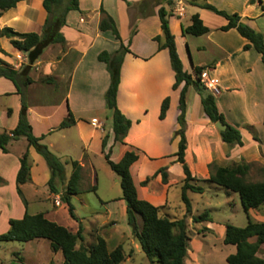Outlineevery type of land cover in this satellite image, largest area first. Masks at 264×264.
<instances>
[{"label": "crops", "instance_id": "crops-1", "mask_svg": "<svg viewBox=\"0 0 264 264\" xmlns=\"http://www.w3.org/2000/svg\"><path fill=\"white\" fill-rule=\"evenodd\" d=\"M140 1L142 0H78V9L67 13L66 22L61 28L65 45L52 43L46 46L30 65L28 75L32 81L26 87V114L32 134L41 137V143L63 162H67L64 167L66 180L71 173L70 161L80 164V192L71 196V202L77 198L84 204L85 201L80 196L82 192L91 191L92 187L96 191L101 186L104 194H107L110 189L108 179L112 180L109 171L112 170L104 154L109 153V159L118 162L126 151L133 150L138 158L130 165L129 171L137 196L153 205L166 206L167 214L174 217L172 210L181 208V205L173 204L170 196L175 190L177 196V187H181L184 177L182 166L176 161L175 155L179 141V136L175 134L179 127V93L183 83L173 88L175 75L168 49L158 48V42L154 40L155 36L162 33L158 9L162 6L168 13L169 28L174 35L183 69L191 73L194 66H207V76L218 88L217 92L210 90L215 96L217 107L226 122L239 129L243 142L242 145L228 146L221 139L219 130L204 113L201 99L200 102L190 101L189 92L193 87L188 86L185 95V160L192 176L196 177L195 167L198 166L199 174L207 179L208 164L212 161L220 166L244 161L255 164L259 172L264 174V65L260 53L253 47L243 50L247 40L235 28L219 29L227 22L223 16L184 0H150L142 5V9L149 13L139 17L134 5ZM208 1L219 9L237 12L243 22L262 32L264 36V0L261 3L258 0L252 3L249 0ZM101 8L113 17L120 39L115 38L110 30L99 29ZM194 13L209 28L208 32L202 35L182 32V28L190 24V17ZM46 16L43 0H21L14 7L0 11V28L8 26L17 32L41 33ZM133 18L134 33L131 32ZM7 43L10 47L5 45ZM120 43L128 45L130 50L125 53L120 66L116 95L118 109L131 121L123 142L114 141L110 111L106 108L104 99L110 75L106 64L97 58L103 50L115 51ZM18 56L22 57L21 61ZM0 59L15 69L26 65L28 61L27 54L13 47L10 39L5 36L0 37ZM45 76L55 77L58 87L51 82L41 81ZM58 88L62 91L60 95L56 92ZM166 96L169 97V106L161 119L160 106ZM20 109V95L14 83L1 76L0 134L10 132L16 126ZM69 111L74 123L60 128V123L68 116ZM247 126L252 127L256 138ZM105 133L108 137L103 149L102 138ZM25 150L29 154L30 180L20 187L27 202V210L30 202L45 203L50 198L57 203V207L44 206L43 211L33 213L43 212L47 218L49 214L56 218L58 209L67 208L60 200L63 185L59 186L57 193L47 191L49 167L43 156L28 145L25 137L11 140L5 148H0V188L11 185L16 192V174ZM160 167H166V182L162 181L160 174H156L146 185L141 184L142 180L153 175ZM101 177H107L103 184ZM113 182L120 186V179ZM40 187H44V191H40ZM121 194L120 187L113 198L106 196L100 199L102 211L99 215L102 217L97 218V215L95 217L91 213V220L88 221L99 222V227L94 228L97 229L94 236L103 237L108 247L113 243L100 233L99 229L103 226L114 236L113 247L119 243L123 245L121 240L125 239L132 240L136 250V240L131 233L124 235L115 229L117 221L114 219V203L121 209L125 208L126 212ZM2 196L3 192H0V208ZM19 201L22 208L17 218L25 210L20 197ZM4 202L5 211L1 212L0 209V233L9 228V218H15L8 201ZM74 213L76 215L75 211ZM184 213L183 208L182 216ZM193 213L192 207L191 214ZM250 213L252 219L264 221V208H250L248 214ZM76 216L78 221L72 218V221L69 220L64 225L73 232L78 229L79 222L86 218ZM200 223L191 226L198 230L195 229V235L191 236L189 244L193 238L214 232L217 226L212 219ZM201 225L204 233L200 231ZM225 230L226 221H221L219 239L222 241ZM82 233L84 235V231ZM117 240L121 242L117 243ZM84 242L87 243L85 238ZM226 245H229V251L224 254L223 263L220 264H226V257L236 250L235 245ZM257 255L264 259V243L260 245ZM183 264L209 263L200 261L197 253L188 249Z\"/></svg>", "mask_w": 264, "mask_h": 264}, {"label": "trees", "instance_id": "trees-1", "mask_svg": "<svg viewBox=\"0 0 264 264\" xmlns=\"http://www.w3.org/2000/svg\"><path fill=\"white\" fill-rule=\"evenodd\" d=\"M21 0H0V11L14 7ZM150 0H142L135 4L139 17L147 15V11L142 9V5ZM170 1V0H169ZM189 4L208 9L218 15L223 16L227 22L219 27L220 30L235 28L239 34L247 40L243 45V50L253 47L261 55L264 65V36L262 32L253 29L241 20L237 12H228L217 8L208 0H184ZM256 0H249L250 3ZM261 3V0H258ZM131 6L130 2H127ZM43 7L47 16L43 23L41 33L36 32H17L11 27L0 28V37L5 36L10 39L13 47L27 54V64L15 69L0 59V77L10 79L20 95L21 109L16 126L10 132L0 134V148L13 139L25 137L28 145L43 156L49 170L50 177L47 181L49 191L57 193L59 186L63 185L60 200L66 204L69 216L78 221L74 213V206L71 196L80 192L79 180L81 166L77 161H70L71 173L66 180L65 164L59 157L52 153L48 147L41 143V137H36L31 132V126L27 120L26 87L32 81L28 75L30 65L40 56L43 49L52 44L60 43L65 45V37L61 31L66 22V15L70 10L78 9V0H43ZM264 9V8H263ZM101 17L99 20L100 30H110L115 38L120 39L116 23L103 8L100 9ZM160 19L161 35L154 37L158 42V48H167L171 67L174 71L175 82L173 88L183 83L179 93L177 123L179 127L175 134L179 136L178 148L175 153L176 161L182 166L184 177L181 184V201L184 205V215L182 217L169 216L164 205H153L152 203L140 199L131 177L129 167L137 160L138 154L131 150L126 151L118 162L109 159V153H105V159L112 171L120 179L121 198L126 204V220L131 228L132 237L139 243L141 250L149 259L151 264H183L189 249L191 239L187 218L191 217L195 223L210 221L211 218L207 211L193 215L190 199L187 191L202 193L203 187L196 183V177L192 176L189 166L185 160V150L187 147L186 139V120L185 95L188 86H192L200 95L204 113L212 123L221 121L226 124L223 131H219L221 139L228 145H242L241 133L238 128L226 122L224 115L219 111L214 94L205 87L201 81V72L207 66H194L191 73L183 69L181 59L176 50L174 35L170 31L168 23V13L164 7L158 9ZM135 18L132 20V30L135 31ZM209 31L203 24L197 13L190 17V24L182 28L183 33L192 35H202ZM128 45L120 43L119 47L113 51H101L97 58L106 64L110 75V83L104 94L105 106L110 111V124L114 135V141L123 142V139L131 125V121L125 117L118 109L116 95L119 84L120 66L126 52H129ZM49 76L41 78V81H50ZM169 106V97L166 96L160 106L159 118L165 116ZM74 118L69 111L68 116L60 123L59 127L70 126L74 123ZM256 138L251 126H247ZM108 134L102 138L104 149ZM251 163L244 161L233 162L229 165H217L214 161L208 164V181L224 187L228 193H237L241 205L246 213V224L236 226L226 224L223 242L235 245V252L226 257V264H264V259L257 255L260 245L264 243V221L252 219L248 210L250 208H260L264 205V178L257 181L247 179ZM166 167H160L156 172L141 181L146 185L156 174L161 175L163 182L167 180ZM30 180V162L28 150H25L20 158V166L16 174V191L25 207L24 213L20 218H9V228L0 233V241H19L27 242L36 238H45L49 241L53 252L60 251L62 254L61 264H121L125 260V252L121 243L109 248L106 240L97 236L91 243L84 242L83 227L79 222L78 229L73 232L64 225L48 219L43 212L30 213L27 210V202L22 194L20 185ZM95 191V187L91 188ZM254 238V240H252ZM18 260H12L10 264H19Z\"/></svg>", "mask_w": 264, "mask_h": 264}, {"label": "rangeland", "instance_id": "rangeland-1", "mask_svg": "<svg viewBox=\"0 0 264 264\" xmlns=\"http://www.w3.org/2000/svg\"><path fill=\"white\" fill-rule=\"evenodd\" d=\"M215 5V4H214ZM10 47V45L7 43L5 44ZM50 81L52 84L56 85L58 87V83L56 82L57 79L55 77H50ZM66 87V86H64ZM56 92L60 95L62 91L58 88ZM65 92V89L63 93ZM189 99L193 102H200V95L197 93L196 90L193 88L189 92ZM14 140V139H13ZM110 170V169H109ZM195 171H197L196 174V183L203 187V193H196L193 191H188V197L191 201L194 215H197L203 211H207L209 216L212 219V222L217 224V226L214 228V232L207 233L204 237L198 236L197 238H193L192 243L189 244V250L193 251L194 253H197V256L199 257L200 261L202 262H208L209 264H220L223 260V256L225 253L229 251V245H224L223 241L219 239V223L221 221H226L227 223L236 225V226H244L246 224V213L241 205V202L239 200V197L237 193L230 192L232 195L227 194V190L219 186L215 183H212L208 181L206 178H202V176L199 174V167H195ZM112 177V180L108 179L110 189L108 190L107 194H104L102 187L100 186L99 190H96L95 192L92 191H86L82 192V195L80 196L81 199H84L85 203L82 204L77 198H74L72 201V204L74 205L76 212V215L79 217L85 216L86 218L82 220L81 225L83 226L84 231V238L87 243H91L95 240V229L99 227V222H89L88 219L91 220L90 216L91 213L93 215H97V218L102 217L99 214L100 211V199H103L104 197L108 196L113 198L115 194L117 193V190L120 191V186L118 187L117 184L113 181L119 180L118 175L114 171H109ZM108 176V178H109ZM264 178V174L260 173L258 170V167H256L255 164L251 163L247 179L251 181H257ZM102 184L103 181L107 179H104V177H101ZM26 189V188H25ZM40 191H44V187L39 188ZM178 194L176 196V190L175 192L171 193V202L173 204H180L181 208L173 209L172 214L174 217H182L183 208L184 205L181 201V187L180 185L177 187ZM49 193V188L47 189ZM0 192H3V196L1 197V212L5 211V202L8 201L10 208L12 210V214L15 218L20 216V211L22 208V204L19 201V196L14 191L13 187L11 185H6L5 187L0 188ZM124 204V202H123ZM44 206H54L57 207V203L53 201L52 199H48L45 201V203H33L30 202L28 206V211L30 213L36 212V211H43L42 207ZM114 219L117 221V225L115 229L119 233L130 234L131 228L127 223L126 220V212L125 208L121 209L118 205H115L114 203ZM167 207L164 208V211H166ZM264 208V205L260 207V210ZM100 209V210H98ZM181 209V210H180ZM97 211V213H95ZM254 212V211H253ZM260 212V211H259ZM167 213V212H166ZM258 214V212L256 213ZM252 214L250 213L249 216ZM99 216V217H98ZM48 219H52L54 221H57V223L61 225L68 224L69 220H73L68 213L67 208L65 209H58L56 218H52V216H48ZM96 217V216H95ZM188 223V230L190 233V236L195 235V229L192 228L195 226V222L192 221L191 217L187 218ZM201 223H196V226ZM192 226V227H191ZM202 228L200 231L204 233L205 230H203V225H201ZM106 226H103L99 229L100 233L105 235L108 238L109 242H114V236H112L109 232L105 230ZM198 230V229H196ZM121 235V234H119ZM133 238V237H132ZM134 239V238H133ZM135 240V239H134ZM123 241V248L125 252V260L121 264H151L149 259L146 257L144 252L141 250V247L137 241H135L137 245V249L135 250L133 247V242L126 241L125 239L121 240ZM120 240H117V243L121 242ZM113 244H109V248L113 247ZM19 257H21V261L19 264H61L62 262V254L60 251L53 252L50 243L45 238H36L27 242H19V241H0V264H10L12 260H18ZM130 258V259H129ZM223 263V262H222ZM158 264V263H154Z\"/></svg>", "mask_w": 264, "mask_h": 264}, {"label": "built area", "instance_id": "built-area-1", "mask_svg": "<svg viewBox=\"0 0 264 264\" xmlns=\"http://www.w3.org/2000/svg\"><path fill=\"white\" fill-rule=\"evenodd\" d=\"M20 61L22 60V57L18 56L17 57ZM201 81L202 83L205 85L206 88H208L209 90L213 91V92H217L218 88L212 83V81L208 78L207 76V71L204 69L201 72Z\"/></svg>", "mask_w": 264, "mask_h": 264}, {"label": "water", "instance_id": "water-1", "mask_svg": "<svg viewBox=\"0 0 264 264\" xmlns=\"http://www.w3.org/2000/svg\"><path fill=\"white\" fill-rule=\"evenodd\" d=\"M214 125L219 131H223L226 128V124L221 121H216Z\"/></svg>", "mask_w": 264, "mask_h": 264}]
</instances>
